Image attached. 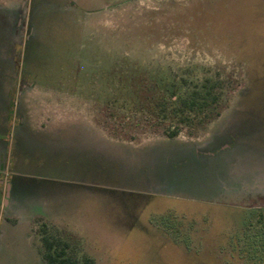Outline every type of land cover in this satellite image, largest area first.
<instances>
[{"label": "rangeland", "instance_id": "obj_1", "mask_svg": "<svg viewBox=\"0 0 264 264\" xmlns=\"http://www.w3.org/2000/svg\"><path fill=\"white\" fill-rule=\"evenodd\" d=\"M257 208L264 0H0V264H44V225L96 264H264L230 243Z\"/></svg>", "mask_w": 264, "mask_h": 264}, {"label": "trees", "instance_id": "obj_2", "mask_svg": "<svg viewBox=\"0 0 264 264\" xmlns=\"http://www.w3.org/2000/svg\"><path fill=\"white\" fill-rule=\"evenodd\" d=\"M224 85L221 79L207 78L204 82L194 84L184 94L172 92L163 105L166 110L172 102L171 110L178 121L169 131L170 136L174 137L180 132L178 125H190L201 114L209 116L208 110L216 106L224 94ZM239 224L235 234L231 235L230 243L237 247L238 255L248 263H264V209L246 210ZM42 231L41 254L44 264H96L91 255L83 254L80 257L69 240L52 234L46 225Z\"/></svg>", "mask_w": 264, "mask_h": 264}, {"label": "flooded vegetation", "instance_id": "obj_3", "mask_svg": "<svg viewBox=\"0 0 264 264\" xmlns=\"http://www.w3.org/2000/svg\"><path fill=\"white\" fill-rule=\"evenodd\" d=\"M180 133V132H179ZM179 133L176 135V136H174V137H171L170 136V134H169V132H168V134H167V136H168V138H175V137H177L178 135H179ZM191 150L193 151V153L194 154H196L197 155V157H199L200 155H199V151H200V148L199 147H197L196 145L195 146H193L192 148H191ZM201 159V158H200ZM43 246V245H42ZM43 259V258H42Z\"/></svg>", "mask_w": 264, "mask_h": 264}]
</instances>
